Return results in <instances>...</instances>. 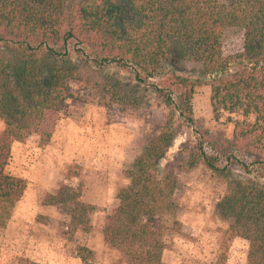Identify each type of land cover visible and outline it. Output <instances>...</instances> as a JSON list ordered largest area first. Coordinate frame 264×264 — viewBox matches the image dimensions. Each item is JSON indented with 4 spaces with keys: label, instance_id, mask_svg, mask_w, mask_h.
Returning a JSON list of instances; mask_svg holds the SVG:
<instances>
[{
    "label": "trees",
    "instance_id": "obj_1",
    "mask_svg": "<svg viewBox=\"0 0 264 264\" xmlns=\"http://www.w3.org/2000/svg\"><path fill=\"white\" fill-rule=\"evenodd\" d=\"M228 29L242 33L239 52H224ZM205 83L216 120L242 119L231 143L209 142L218 155L200 136L186 165H204L225 183L215 211L249 243L248 264H264V0H0V215L27 188L7 173L13 144L49 135L50 115L67 102L93 98L136 113L160 104L165 120L146 123L152 137L126 173L105 235L126 264H165L164 213L170 232L180 224L178 183L161 162L179 137L177 120L195 125L192 100Z\"/></svg>",
    "mask_w": 264,
    "mask_h": 264
},
{
    "label": "rangeland",
    "instance_id": "obj_2",
    "mask_svg": "<svg viewBox=\"0 0 264 264\" xmlns=\"http://www.w3.org/2000/svg\"><path fill=\"white\" fill-rule=\"evenodd\" d=\"M241 47L242 33L228 29L225 54ZM186 66L190 76L195 65ZM79 87L75 85L78 91ZM87 99L70 100L51 114L45 127L49 135L34 134L13 144L7 173L24 180L27 188L9 213L0 215V264H126L122 251L106 241L105 229L120 204L118 192L130 184L126 175L130 165L152 137L146 123L164 122L166 109L155 102L159 105L149 112H123L118 105ZM192 107L195 125L177 120L179 137L161 162L178 183L173 214L180 224L170 232L167 226L173 217L170 211L164 213L163 262L248 264L249 243L215 211V199L226 192L225 183L212 178L204 165L195 169L186 165L200 136L207 151L218 155L209 142L231 143L234 121L242 118L224 113L216 120L206 83L196 87ZM3 131L0 121V136ZM237 156L246 160L242 152ZM232 169L235 175L242 174L238 165Z\"/></svg>",
    "mask_w": 264,
    "mask_h": 264
}]
</instances>
